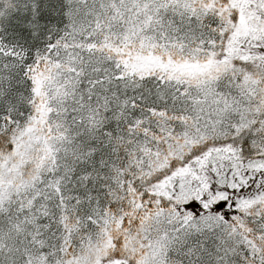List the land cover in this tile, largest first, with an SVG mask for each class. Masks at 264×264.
<instances>
[{
    "label": "snow or ice",
    "instance_id": "obj_1",
    "mask_svg": "<svg viewBox=\"0 0 264 264\" xmlns=\"http://www.w3.org/2000/svg\"><path fill=\"white\" fill-rule=\"evenodd\" d=\"M0 264H264V0H0Z\"/></svg>",
    "mask_w": 264,
    "mask_h": 264
}]
</instances>
